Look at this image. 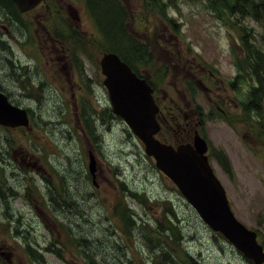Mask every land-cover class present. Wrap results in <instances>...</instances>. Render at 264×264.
Wrapping results in <instances>:
<instances>
[{
	"label": "rangeland",
	"instance_id": "rangeland-1",
	"mask_svg": "<svg viewBox=\"0 0 264 264\" xmlns=\"http://www.w3.org/2000/svg\"><path fill=\"white\" fill-rule=\"evenodd\" d=\"M65 1L25 16L0 2V17L25 24L8 23L11 35L0 26V90L30 116L28 126L0 124V249L13 259L0 264H256L200 217L113 112L100 60L127 49L97 16L148 45L152 57L134 63L155 88L159 138L176 147L188 124L193 144L198 130L233 212L264 245V94L251 95L249 59L250 49L264 57L262 22L212 0Z\"/></svg>",
	"mask_w": 264,
	"mask_h": 264
},
{
	"label": "water",
	"instance_id": "water-1",
	"mask_svg": "<svg viewBox=\"0 0 264 264\" xmlns=\"http://www.w3.org/2000/svg\"><path fill=\"white\" fill-rule=\"evenodd\" d=\"M43 0H13L21 12L38 6ZM104 84L109 92L113 112L124 119L143 141L145 151L156 166L183 193L200 217L215 231L221 232L240 252L256 264L264 263V246L255 230L247 227L234 214L226 190L210 164L207 141L196 131L194 143L168 144L158 138L161 124L160 107L154 89L146 78L113 51L100 60ZM0 124L21 127L30 124L29 113L13 104L0 91ZM89 170L95 177L96 161L90 156Z\"/></svg>",
	"mask_w": 264,
	"mask_h": 264
},
{
	"label": "trees",
	"instance_id": "trees-1",
	"mask_svg": "<svg viewBox=\"0 0 264 264\" xmlns=\"http://www.w3.org/2000/svg\"><path fill=\"white\" fill-rule=\"evenodd\" d=\"M111 1H113L115 4L116 2L114 0H108V2L110 3ZM153 3L157 6L160 5L161 2L163 3V0H152ZM168 2H175L176 0H167ZM213 4L215 5V9L217 11L223 10L228 11L229 13H235L239 12L241 15H251L253 16L255 19H257L258 21L262 22L263 28H264V0H212ZM92 4V9L95 8V6L93 5V3L96 4V6H101L99 3L94 2V0H88V3ZM103 6V4H102ZM115 13L120 15V22L122 21V17L124 16L123 11L121 10V8H119V6L115 5ZM97 9V8H96ZM103 9V8H102ZM124 9V8H123ZM96 10H95V15L96 14ZM104 12V9L103 11ZM98 13V12H97ZM98 18V23L99 26L102 30V32L108 36V39L110 42H115L117 40H120L121 46L120 47H125L127 49L126 54H124L122 48L117 49L116 48H111L110 50H112L113 52L118 53L121 58L123 60H125L126 62H128L130 64V66L133 68V70L135 72H137L139 75L141 74L139 69H137V66L135 65V63H144L143 61L145 59H148L146 56L150 55V57H152V54L149 53L148 50V45L145 42L139 41L138 39H134L126 29H124V26H121L122 23H120V28H115L112 26V21L114 20H109L103 16H97ZM120 34V35H119ZM119 44V43H118ZM256 50V48H255ZM254 50V51H255ZM125 51V50H124ZM110 52V51H108ZM250 54H249V59L252 61L253 60V64L252 66H254V71L252 74H254L258 79V85L254 86L252 88V97H254L256 95V93H260L262 92L264 94V83L262 82L263 78H264V57L262 55H256L252 49H250ZM257 57L259 59H257ZM135 62V63H134ZM255 64L258 65V69L256 70L255 68ZM159 117V115H158ZM159 121L160 123H162V121L160 120L159 117ZM192 134H185L184 136L181 137V141L180 143L186 141L187 138H189ZM212 155L213 157L218 161V163L221 165V167L223 169H225L227 172H231L232 171V165L231 162L227 156V154L222 151V150H218V149H213L212 150Z\"/></svg>",
	"mask_w": 264,
	"mask_h": 264
},
{
	"label": "flooded vegetation",
	"instance_id": "flooded-vegetation-1",
	"mask_svg": "<svg viewBox=\"0 0 264 264\" xmlns=\"http://www.w3.org/2000/svg\"><path fill=\"white\" fill-rule=\"evenodd\" d=\"M0 2L1 3H5V2H8L9 4H11V5H15V3L12 1V0H0ZM52 2L53 3H56V2H59V3H61V4H64L66 1L65 0H50V1H48V0H43V2L40 4L41 6H43V9H42V12L45 10V12H50V13H52L53 11H55L56 13L58 12V9H57V6H55V5H53L52 4ZM40 5H38L37 7H35L34 9H31V10H29V11H27V12H21L20 10H19V8L17 7L16 8V11L18 12V13H20V14H22V15H26V14H30V13H33L35 10H37L38 8H39V6ZM14 6V7H15ZM44 13V12H43ZM77 17H76V27H75V29L76 30H80L79 28L81 27V23H80V19L81 18H79V14H77L76 15ZM29 22H30V24H34L33 22H31L30 20H28ZM11 25H17L18 27H24L25 26V24L24 23H22L21 21H19L18 19H15V18H13V17H9L8 15H6V14H3V16L2 17H0V26H3V28L5 29V31H6V34L7 35H11V31H10V29H9V24ZM45 26V28L47 29V25L45 24L44 25ZM2 30V29H1ZM50 31V30H49ZM22 33H23V35L21 36L22 37V39L21 40H25V36H26V33L24 32V31H22ZM52 36V34H51V31H50V34H49V37L50 38H52L51 37ZM17 40V39H16ZM56 40V39H55ZM60 44H61V42H59ZM52 49H54V50H56V48H55V46L52 48ZM63 59V57H59L58 56V58L57 59ZM72 64H73V62H72ZM214 75V74H213ZM140 76L141 77H144L142 74H140ZM187 79V75H186V78H185V80ZM148 82H149V84L151 85V82H150V80H148ZM152 86V85H151ZM153 87V86H152ZM153 89H154V96L156 95V92H155V88L153 87ZM0 91H2V90H0ZM168 97V96H167ZM166 97V98H167ZM186 97H187V95H184L183 96V98H184V100H186ZM170 99L172 100V101H174L173 103H174V107L173 108H181V105L179 104V102H177L176 100H175V98H173V97H170ZM185 119L187 120V117L185 116ZM189 125L187 124L186 126H185V133L182 135V136H184L185 134H192L189 138H187L186 139V141H184V142H182V143H189L188 141L189 140H191L192 138V136H193V131H192V129L190 128V127H188ZM181 144V143H180ZM209 144V143H208ZM209 149H210V146H209ZM6 251L5 250H2V249H0V257L2 256V255H4V256H6V258H9V259H11V257H12V255L11 254H6L5 253ZM1 260V259H0ZM12 261H13V259H11Z\"/></svg>",
	"mask_w": 264,
	"mask_h": 264
}]
</instances>
